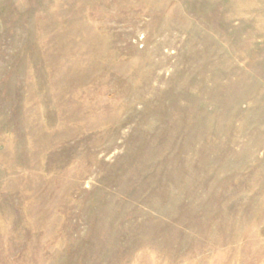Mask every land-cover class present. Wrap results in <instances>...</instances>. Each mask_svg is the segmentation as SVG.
I'll use <instances>...</instances> for the list:
<instances>
[{"label": "rangeland", "instance_id": "374dc122", "mask_svg": "<svg viewBox=\"0 0 264 264\" xmlns=\"http://www.w3.org/2000/svg\"><path fill=\"white\" fill-rule=\"evenodd\" d=\"M0 264H264V0H0Z\"/></svg>", "mask_w": 264, "mask_h": 264}]
</instances>
